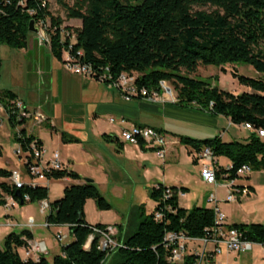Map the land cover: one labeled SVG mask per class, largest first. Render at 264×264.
Segmentation results:
<instances>
[{"label":"trees","instance_id":"trees-1","mask_svg":"<svg viewBox=\"0 0 264 264\" xmlns=\"http://www.w3.org/2000/svg\"><path fill=\"white\" fill-rule=\"evenodd\" d=\"M55 2L63 9L66 19L78 20L80 26H62L58 17L49 14L47 0H0V46L24 49L29 34L28 22L32 20L34 28L42 22L48 37L49 54L60 63L66 55L75 63L88 65L89 78L96 82L109 86L120 74H127L134 77L136 89L157 90L158 82L163 81L173 87L175 104L193 103L233 125L247 123L253 129L264 130V0H72L70 6L64 0ZM205 6L214 10L206 13L193 9ZM70 37L73 38L71 42ZM227 64L250 66L258 78L251 79L229 70L237 84L247 89L232 94L193 75L199 66L223 70ZM102 76L100 81L98 78ZM14 101L17 99L11 92L0 93V107L7 123L11 130L17 128L12 139L22 151L27 150L33 140L40 147V141L22 127L27 121L18 118L14 112ZM100 138L114 143L118 150L116 137L102 134ZM177 139L180 145L192 150L189 155L207 148L214 161L223 158L229 163L227 167L213 164L216 182L246 180L248 174L236 175L241 166H247L250 172L264 171V138L252 133L243 141L224 142L218 136L205 140L182 136ZM60 140L77 142L62 132ZM137 145L141 150H147L143 149L142 142ZM9 174L0 169V178L8 180ZM44 177L46 180L69 178L79 181L66 185L60 198L48 203L45 216L48 227L65 226L72 241L60 246L59 253L49 261L44 255L37 259L24 258L23 250L27 248L30 234L27 231L11 232L3 238L0 264H102L110 251L98 250L96 239L88 250H83L82 246L91 227L105 225L87 224L83 205L86 200H91L97 211H107L110 204L92 181L80 178L73 171L63 168L49 171ZM184 190L160 184L151 188L148 197L153 203L152 211L144 215L139 208L138 223L133 232L122 241L115 237V258L110 264L164 263L167 248L163 238L166 233H181L192 239L207 237L213 226V209L179 207L177 195ZM14 191L9 181L1 182L0 205H4V197H10L18 204ZM18 192L20 199L23 195L27 197L26 201L21 199V205L47 199V188L37 183L33 186L24 184ZM227 227L252 244L264 243V215L261 224H227Z\"/></svg>","mask_w":264,"mask_h":264},{"label":"rangeland","instance_id":"rangeland-1","mask_svg":"<svg viewBox=\"0 0 264 264\" xmlns=\"http://www.w3.org/2000/svg\"><path fill=\"white\" fill-rule=\"evenodd\" d=\"M64 1L68 6L72 3V0ZM47 8L52 17H58L62 21V26L70 28L80 26L78 20L66 19L63 9L56 4L55 0H47ZM193 9L206 13L214 10V8L207 6L194 7ZM46 26H48V23H46ZM43 37H47L44 32ZM38 39L37 35L29 33L26 38V47L21 50L11 49L4 45L0 46V93H13L28 109L35 108L40 104L38 103V98L48 97L46 108L43 107L41 109L43 115L49 118L48 121L40 124L38 127H31V123L28 122L26 130L32 132L33 135H37L42 140V148L46 153V157L51 152H56L60 160L61 158H66V160L70 159L72 161L75 170L82 179L95 181L94 184L99 193L111 206L107 211H100L99 215L104 221L115 220V216L120 219L123 232L117 236V239L122 241L124 237L131 234L134 228H136L139 208L146 215L152 211L153 203L148 197L149 190L147 191V196L145 193L141 194L139 190L136 191L135 189L130 193L131 187H127V193L126 189H124L120 197L112 194L110 190L105 189V176H103L102 172L99 170L97 172L95 169L92 170L88 165L90 161L88 152L98 148L97 142L102 146L105 144L100 137H96L98 129L108 128L112 125L115 126L116 122L121 120L114 113L111 115H98L97 111L101 110V105L97 103L103 98L110 99L111 93L115 97L118 91L114 87H111L110 90V86L96 82L90 78L64 71L61 68L60 62L49 54L47 45H38ZM48 63L51 68L50 79L37 73L39 71L38 66L42 71L44 65ZM223 67L224 69L220 70L214 66H199L193 75L199 80H207L218 89L232 94H238L246 88L237 84L235 79L230 76L229 70L233 69L237 74L251 79L258 78V74L247 65L227 64ZM55 75H58L57 82L54 79ZM166 84L172 90L175 100H177L173 87L169 83ZM120 101L118 100L119 104L121 103L125 107V114H128V108L126 109L128 103L124 102V100ZM135 102L137 101L134 100L132 103ZM138 102L143 103L141 101ZM146 105L152 106L153 110L141 107L137 111L135 109L136 106H134V109L128 110H134L140 116L148 118L153 126L162 128L166 132V137L178 138L182 136L194 140H205L219 136L222 133L224 134L223 141L230 142L243 141L249 135V132L242 129L241 126L228 124L223 117L211 115L207 109L200 108L193 103H146ZM162 109L166 111L164 114H162ZM93 115H96V117L94 118ZM109 117L113 119V124L108 122ZM0 119V166L7 167L5 162L9 161L13 168L21 173V164L14 156V149L17 148V144L10 139V128L6 118L3 116L2 109H0ZM122 121L120 127H125L127 124L132 123L129 119ZM49 122L52 123L53 130L50 128ZM213 123L215 124L214 127ZM60 132L69 138L77 140V142L64 143L59 138ZM180 146H176V148L179 149L181 159L185 155L184 152H186L187 148L183 145ZM98 150L100 149L98 148ZM188 150L192 151L191 149ZM221 162L223 163V160H218L219 164ZM117 164L121 166L122 161H118ZM122 175L123 180L128 182L129 186H132V182L130 181L132 175L129 177L125 172ZM248 178L251 180L254 188L256 200L224 204V207L220 208L224 214H229L228 221L232 224H261L263 222L264 198H261V196L264 195V171L250 172ZM22 179L26 180V177L22 175ZM112 179L114 177L111 174L109 175V181ZM42 183L47 186L48 202L60 198L58 197L59 188H61L60 181H45ZM204 188L208 189V185H205ZM217 189L219 198H221L222 188L219 187ZM198 191H204L206 196L209 195V192L207 193L205 189L199 188ZM17 209H19L24 218L27 215H37L35 204H29L27 208L17 205ZM96 211L92 201L88 200L85 205V214L86 220L89 223H94L97 220L95 216ZM42 217L43 215L40 217L41 220ZM59 229L67 235L66 239L64 238L57 243L60 247L71 242L72 237L68 234L66 228L60 227ZM36 230L45 233L52 244L56 243L47 229L34 226L33 231L35 232ZM46 245L49 246V243H46ZM114 253L115 249H112L102 264H110L111 260L115 258ZM52 256L51 253H46L44 258L49 261ZM217 262L220 264H264V251L260 247L254 246L251 251L239 253L238 255L232 253L222 254L218 256Z\"/></svg>","mask_w":264,"mask_h":264},{"label":"crops","instance_id":"crops-1","mask_svg":"<svg viewBox=\"0 0 264 264\" xmlns=\"http://www.w3.org/2000/svg\"><path fill=\"white\" fill-rule=\"evenodd\" d=\"M47 61H48V59H47ZM60 65H61V63H60ZM61 68H62V65H61ZM38 69H39V71H37V73H39L40 76L41 75L47 76V78L50 79L51 68L49 67V63L47 65H44L42 71L40 70L39 66H38ZM57 78H58V75H55L54 79H56V82H57ZM109 89L111 90V87H109ZM245 90H247V89H245ZM14 97H15V99L20 101V99L16 95H14ZM109 98L110 99H108V100H107V98H103V99L98 101L97 104L101 105L100 106L101 110L99 109L97 111V114L98 115H103V114L111 115L114 113V114H117L118 119H121V120L116 122L115 126L112 125L108 128H106V127L99 128L98 131L96 132V134H97L96 137L99 138L102 134L116 137V139L118 141V145H119L118 150L115 149L114 143L105 142L100 138L105 143L104 146L100 145L98 142L97 143L95 142L97 147L100 150H98V148H96V149L88 152L89 154L87 153L89 155V156L88 155L87 156L90 158V161L88 163V165L90 166V169H92V170L95 169L97 172L101 171L103 176H105L104 177V185L106 187L105 189H108V191L110 190L112 194L120 197L123 194L124 189H126V193H127V187H131L130 193L133 191V189H135L136 191L139 190V193H141V194L145 193L146 196H147V191L150 190L151 188L155 187L158 184H160L164 187H174L176 189L183 188L185 190L177 195V202H178L179 207H181L183 209H189L193 206H196V207L200 206V207L210 208V209L216 208L219 212H221L224 215L225 223L226 224H232L231 222L228 221L229 214H226V213L224 214L222 212V210H220V208L224 207V204H232V203H225L224 202V196H225L226 191H227V183H223V181H217L214 186L208 185V189L204 188V186L207 184L203 183L199 177V168H200L201 161L197 158V154H195L194 152H191V154L189 155L188 152L190 150H188L189 148L186 147L187 148L186 152H184L185 155H183L182 158L180 159L179 149L176 148V146L177 147H181V146L178 143L177 138L166 137L167 136L166 132H164V130L162 128H158V127L153 126L150 123V120L148 118H146L145 116H140V114L138 112L137 113L134 112V110H128V109H134V106H136L135 109L137 111H139V109H141V107L149 108L151 110H153V107L150 105H146V102H144L141 99L132 98L129 100H124L121 98L119 92L116 93L115 97H113V95L111 93ZM118 100H119V102H121L120 100H122V101L124 100V102L128 103V105H126V109L128 108L127 109L128 114H125V112H124L125 107L123 105H121V103L119 104ZM134 100L137 102L132 103ZM47 101H48L47 96H44L42 99L38 98V103H40V104L37 106L40 107V110L43 107L46 108ZM138 101H141L143 103H139ZM147 104H150V103H147ZM0 109H2V108L0 107ZM162 112H163L162 114H164L166 112L165 109H162ZM3 116L6 118L4 112H3ZM93 117L95 118L96 115H93ZM45 118H46V121H48L49 118H47L46 116H45ZM108 119H112V118L109 117ZM124 119H129L132 121V123L127 124V126H129V125L147 126V127L153 128L155 130H158L163 135L164 140H165V145L163 148L164 149L163 157L159 158L154 150H148V148H146L144 146H143V149H147V150H141L138 147V145H130V144L121 142L118 138L119 131H120V129L127 127V126L120 127L122 124V123H120V121H122ZM225 120L228 124H231V123H229V121L227 119H225ZM0 121H1V119H0ZM27 123H28V121L22 127L24 128L26 133H30L31 135H33L32 132H29L26 130ZM43 123H45V122H43ZM43 123H41V124H43ZM113 123L114 122L112 119V122L110 124H113ZM49 124L51 127H53L51 122H49ZM212 125H213V127L215 126L214 123ZM38 126H36V127H38ZM14 131L15 130H11V128H10V139L12 140V142H14V140L12 139V134ZM60 133H59V138H60ZM33 136L40 141V144L43 147L42 140L37 135H33ZM218 137L223 141L224 134L221 133V134H219ZM14 143H16V142H14ZM111 145H113L114 147ZM16 149H14V156L16 157L17 161L21 164V169H22V157L20 155L15 154ZM192 156L194 157V160H193ZM0 157H1V152H0ZM44 158H46V153L44 154ZM218 160H223V163L221 162L219 164ZM118 161H122L121 166H119V164H117ZM61 162L64 164V168L67 171H73L76 174H78V172L75 170L74 165L70 159L66 160V158H61ZM215 162L217 165H219L221 167L229 166V163L223 158H216ZM5 165L7 167L0 166V169H3V170L8 171V172L17 171L13 168L12 164L9 161H6ZM124 172L129 177H130V175H132V177H130L131 178L130 181L132 182L131 183L132 186H129L128 182H125L123 180L122 174ZM22 174H23V171L20 173V175H22ZM111 174L114 177V179L109 181V175H111ZM79 177L81 178L80 175H79ZM247 179H248L247 181L246 180H243V181L236 180V182H234V184H236V185H244L246 187L251 188L249 190L250 194L248 196L244 197L243 199H241L238 203H241L243 201H248V200H256V195H255V191H254V188L252 186L251 180L249 178H247ZM24 181H26V180H24ZM47 181L48 182H50V181H60L61 182V188H59L60 190H59V196L58 197L61 196L62 189L66 185L79 183V181L70 180L69 178H63L61 180H47ZM1 182L7 183L8 180L0 178V183ZM42 182L43 181L38 182L37 184L40 186L41 185L45 186L47 188V186L45 184H43ZM92 182L94 183L95 181L92 180ZM219 187L222 188V197L221 198H219V195H218V189L217 188H219ZM199 188L205 189V191L207 193L209 192V195L206 196L204 191L199 192L198 191ZM210 195H212L214 197V200L211 202L208 201V197ZM262 197L264 198V195L261 196V198ZM45 201L47 203H49L48 197ZM87 201L88 200H86L84 205H83V217H84V221L87 224H90V225H94V224L115 225L116 228L118 229V233L116 234V236L120 235V233L123 232V227L120 223L119 218H117L115 216V220L111 219V220H105L104 221L103 218L100 217V215H99L100 211H96V213H95L97 220H95L94 223H89L86 220V214H85V205H86ZM181 202H182V205H181ZM29 204H35L36 210H37V215H34V216L27 215L24 218L22 213L19 212V209H17V205L20 207H23V208H27L29 206ZM152 209H153V204H152ZM44 214H46V212L45 213L39 212L37 203H25L23 205L16 204V205L10 206V207H5V205H0V247L2 245L3 238L8 233L12 232V233L18 234L21 231H27L30 234V239L28 241L43 242L45 249H46V253H51L53 256L58 254L59 249H57V247H59V245L57 244V242L55 244H52L51 241H49V238L45 233H43L41 231H37V230L35 232L33 231L34 226H36L38 228H44L43 227V225L45 224ZM42 215H43V217H42L43 222H41L42 220L40 218ZM28 218H30L32 220V226L31 227L27 226V219ZM35 222H36V224H35ZM40 223H43V224H40ZM60 227L66 228L65 226H49L45 229L48 230V232L50 233V236H54V234L56 232H59L61 235L65 236V239H66L67 235H66V233L60 231V229H59ZM46 243H49V246H47ZM254 246H258L261 249H263V251H264V246L263 245H257V244H254L251 247L250 251L252 250V248ZM222 254H226V253H224L222 251L218 256H221ZM234 255H238V254H234ZM218 256L215 257L216 263H218L217 262Z\"/></svg>","mask_w":264,"mask_h":264},{"label":"built area","instance_id":"built-area-1","mask_svg":"<svg viewBox=\"0 0 264 264\" xmlns=\"http://www.w3.org/2000/svg\"><path fill=\"white\" fill-rule=\"evenodd\" d=\"M44 24L38 22L36 30L38 39V45H48V38L43 37ZM43 30V32H42ZM41 33L40 35H38ZM73 40L70 37V42ZM62 68L71 74L83 76L89 78L91 76V70L88 65L78 64L73 60L64 56V62L61 63ZM100 81L102 77L98 78ZM134 77L127 74H120L115 82L110 87L116 88L124 100H129L131 97H138L146 103H174L176 102L173 92L166 82L159 81L157 90H146L145 88L136 89L133 86ZM14 112L18 115V118H22L31 123V127L40 125L46 121L45 116L37 106L32 109L26 108L19 100L14 101ZM110 123L112 119L108 120ZM122 123V121H120ZM241 128L254 134L259 138H264V130L253 129L249 124L245 123L241 125ZM17 128L15 129V131ZM118 138L121 142L130 145H137L142 142L143 146L148 149H153L159 158L164 155L165 140L163 135L150 127L129 125L120 129ZM16 155L22 157V171L26 181L22 179V175L18 171H11L8 177L9 183L15 190L21 188L24 184L33 186L34 184L47 181L44 177L45 173L49 171H61L64 168V164L59 159L56 152H51L48 157L44 158L45 151L40 146H36L35 141H31L27 145V150L22 151L17 145L15 151ZM197 158L201 161L199 168V177L201 181L207 185L214 186L216 184L214 178L213 164L214 159L211 157V153L207 148H202L197 154ZM249 168L247 166H241L236 171L237 176H244L249 174ZM166 194L168 191L165 192ZM179 194V193H178ZM249 189L244 185H236L234 181L227 182V191L224 196L225 203H238L241 199L248 196ZM22 201H26V195L22 196ZM214 197L210 195L208 201L211 202ZM5 207L14 206L17 203L10 197H4ZM8 202V203H7ZM6 203V204H5ZM40 213H47L49 210L48 203L44 201L37 202ZM214 218L213 226L208 230L207 237L192 239L184 236L181 233H166L163 238L164 247L167 248V255L164 258V263L160 264H219L215 262V257L222 251L226 254L245 253L250 251L254 245L241 238V234L236 230L228 228L225 223L224 215L216 208H213ZM158 218V215H155ZM27 226H32V220L27 219ZM47 228V224L43 225ZM116 228L114 225H105L104 227H91V233L87 236L82 248L88 250L90 243L93 239L97 241V249L102 252L111 251L117 244L115 241ZM54 240L59 243L65 236H62L59 232H56L53 236ZM259 245V244H257ZM264 246L263 244H260ZM46 249L43 242L27 241V248L23 250L24 258L37 259L38 256L45 255Z\"/></svg>","mask_w":264,"mask_h":264},{"label":"water","instance_id":"water-1","mask_svg":"<svg viewBox=\"0 0 264 264\" xmlns=\"http://www.w3.org/2000/svg\"><path fill=\"white\" fill-rule=\"evenodd\" d=\"M27 31H28V33H31V34H36L37 33L36 28L33 27V21L32 20H30L28 22ZM13 196L16 197V199L18 201V204L21 205L22 204V201L20 199V193L18 192V190H15L14 191Z\"/></svg>","mask_w":264,"mask_h":264}]
</instances>
